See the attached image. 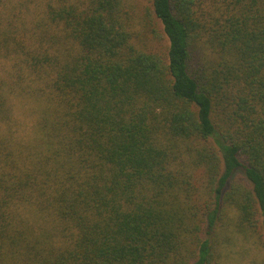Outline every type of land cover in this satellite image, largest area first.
I'll use <instances>...</instances> for the list:
<instances>
[{
	"label": "trees",
	"instance_id": "trees-1",
	"mask_svg": "<svg viewBox=\"0 0 264 264\" xmlns=\"http://www.w3.org/2000/svg\"><path fill=\"white\" fill-rule=\"evenodd\" d=\"M3 57L0 264L264 244V0H0Z\"/></svg>",
	"mask_w": 264,
	"mask_h": 264
},
{
	"label": "rangeland",
	"instance_id": "rangeland-1",
	"mask_svg": "<svg viewBox=\"0 0 264 264\" xmlns=\"http://www.w3.org/2000/svg\"><path fill=\"white\" fill-rule=\"evenodd\" d=\"M138 2L140 5V9L143 12L145 11V8L152 10V0H138ZM154 22L161 34H163L160 22L155 18ZM153 44L155 49H163L164 51H166L168 47V39L163 34L161 40H155ZM12 61L4 57L0 60L1 75L7 74V71H9L12 66ZM18 117L20 118L21 122L25 123L23 125H25L24 127H26V129L29 125H31L32 116L27 110L18 107ZM225 252H227L225 257L223 258L225 264H248L252 259L264 256V244L260 241V245H256L251 241L241 239L236 245L234 244Z\"/></svg>",
	"mask_w": 264,
	"mask_h": 264
}]
</instances>
